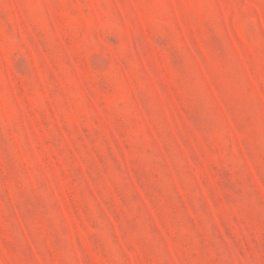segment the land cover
I'll return each mask as SVG.
<instances>
[{
	"label": "rangeland",
	"instance_id": "1",
	"mask_svg": "<svg viewBox=\"0 0 264 264\" xmlns=\"http://www.w3.org/2000/svg\"><path fill=\"white\" fill-rule=\"evenodd\" d=\"M0 264H264V0H0Z\"/></svg>",
	"mask_w": 264,
	"mask_h": 264
}]
</instances>
